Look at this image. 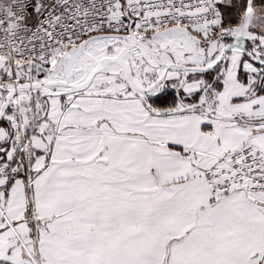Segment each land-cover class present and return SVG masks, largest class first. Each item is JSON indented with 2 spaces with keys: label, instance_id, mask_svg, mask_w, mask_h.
Segmentation results:
<instances>
[{
  "label": "snow or ice",
  "instance_id": "1",
  "mask_svg": "<svg viewBox=\"0 0 264 264\" xmlns=\"http://www.w3.org/2000/svg\"><path fill=\"white\" fill-rule=\"evenodd\" d=\"M0 264H264V0H0Z\"/></svg>",
  "mask_w": 264,
  "mask_h": 264
}]
</instances>
